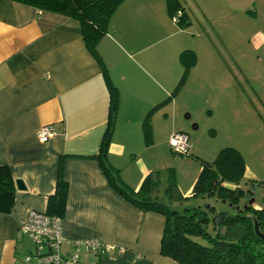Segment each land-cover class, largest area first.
I'll return each instance as SVG.
<instances>
[{
	"label": "crops",
	"instance_id": "0c3cea01",
	"mask_svg": "<svg viewBox=\"0 0 264 264\" xmlns=\"http://www.w3.org/2000/svg\"><path fill=\"white\" fill-rule=\"evenodd\" d=\"M193 1L196 12H264V0ZM158 12H168L166 0H125L98 44L117 90L106 160L134 191L156 172L158 144L167 149L170 132L197 125L175 124L182 115L177 110L182 89L167 98L183 66L174 44L158 35L166 27ZM250 40L264 44V34L254 33ZM109 102L101 64L87 49L76 20L0 0V165L24 185L16 188L11 211L0 213V264H35L24 259L33 244L18 225L29 210L46 209L59 166L67 183L63 255L73 251V240L99 239L114 250L92 254L80 248L79 264H178L160 254L165 217L127 201L100 166ZM185 110L188 122L193 115ZM44 125L56 133L41 142L36 134ZM158 193L157 188L152 197L158 199Z\"/></svg>",
	"mask_w": 264,
	"mask_h": 264
},
{
	"label": "rangeland",
	"instance_id": "374dc122",
	"mask_svg": "<svg viewBox=\"0 0 264 264\" xmlns=\"http://www.w3.org/2000/svg\"><path fill=\"white\" fill-rule=\"evenodd\" d=\"M177 1L184 7L185 22L174 19L178 12H158L159 21H166L158 35L174 44L180 63L179 50L193 52V58L185 57L192 64L180 87L177 110L182 115L175 124L197 125L183 129L189 145L186 154H175L168 144L169 135L180 130L167 135V149L158 144L154 169L158 199L163 201L164 188L176 183L186 199L170 203L169 208L179 212L209 204L214 211L233 213L244 208L247 195L252 198V208L264 209V44L250 40L254 33L264 34V12H196L193 0ZM185 109L193 115L188 122L183 119ZM225 147L238 150L245 166L236 203L192 196L201 163L211 164Z\"/></svg>",
	"mask_w": 264,
	"mask_h": 264
},
{
	"label": "trees",
	"instance_id": "16d2710c",
	"mask_svg": "<svg viewBox=\"0 0 264 264\" xmlns=\"http://www.w3.org/2000/svg\"><path fill=\"white\" fill-rule=\"evenodd\" d=\"M32 6L37 12L58 13L79 23L81 34L89 52L100 62L104 77L109 87L110 102L108 122L100 142L99 162L111 186L127 201L141 210L155 211L165 217L160 240V254L169 257L178 264H264V239L259 238L254 230L257 224L264 233V209L252 208V198L247 197L243 209L235 212L214 211L209 204L185 208L182 212L170 209L173 202L186 199L176 183H169L163 190L167 203L152 197L158 188L157 176L147 174L139 188H128L119 178L117 169L106 160L107 146L110 140L117 105V90L109 79L107 69L101 61L97 45L109 30V22L116 9L125 0H12ZM169 13L180 9L177 0H166ZM184 15L178 19L184 23ZM190 50H183L179 59L183 64V73L170 96L185 82V76L192 64L185 61ZM166 101V100H165ZM245 170L243 159L235 148L225 147L219 150L214 161L202 162L198 176L191 187L192 196L211 197L234 205L241 190L238 182ZM16 180L9 167L0 165V213H9L13 205ZM67 195V183L62 177L59 166L54 192L47 197L48 215L61 217L64 212Z\"/></svg>",
	"mask_w": 264,
	"mask_h": 264
},
{
	"label": "built area",
	"instance_id": "2783aa9c",
	"mask_svg": "<svg viewBox=\"0 0 264 264\" xmlns=\"http://www.w3.org/2000/svg\"><path fill=\"white\" fill-rule=\"evenodd\" d=\"M175 12L178 13L174 19L178 20L182 16V11L177 9ZM55 133L51 125H44L38 130L36 138L41 142H46ZM168 144L175 154L181 155L188 152V137L182 131L172 132L168 137ZM18 227L33 244V251L24 259L27 262L34 259L35 264H79L80 248L92 254H106L114 250L112 244L103 243L99 239H76L71 242L73 251L68 255H63L61 252L63 240L61 217L48 215L45 211L29 210L20 220Z\"/></svg>",
	"mask_w": 264,
	"mask_h": 264
},
{
	"label": "water",
	"instance_id": "95a60500",
	"mask_svg": "<svg viewBox=\"0 0 264 264\" xmlns=\"http://www.w3.org/2000/svg\"><path fill=\"white\" fill-rule=\"evenodd\" d=\"M16 188H18L19 190H23L24 189V185L22 183L21 180H16ZM254 230H255V233L256 235L261 238V239H264V233H261L257 224L254 223Z\"/></svg>",
	"mask_w": 264,
	"mask_h": 264
}]
</instances>
